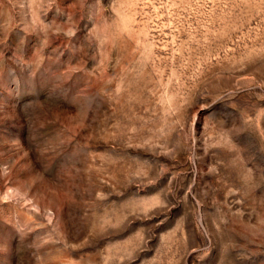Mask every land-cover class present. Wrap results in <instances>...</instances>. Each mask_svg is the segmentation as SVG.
<instances>
[{"label": "rangeland", "instance_id": "rangeland-1", "mask_svg": "<svg viewBox=\"0 0 264 264\" xmlns=\"http://www.w3.org/2000/svg\"><path fill=\"white\" fill-rule=\"evenodd\" d=\"M0 264H264V0H0Z\"/></svg>", "mask_w": 264, "mask_h": 264}]
</instances>
